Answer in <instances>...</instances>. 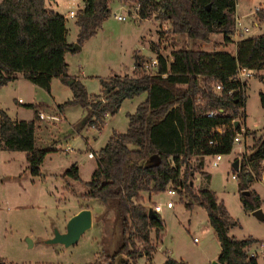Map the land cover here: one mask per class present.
I'll return each instance as SVG.
<instances>
[{
	"label": "trees",
	"instance_id": "16d2710c",
	"mask_svg": "<svg viewBox=\"0 0 264 264\" xmlns=\"http://www.w3.org/2000/svg\"><path fill=\"white\" fill-rule=\"evenodd\" d=\"M83 2L76 16L80 44L95 35L111 13V0ZM138 2L142 18H149L158 10V18L169 21L173 32L204 41H209L212 33L221 32L224 44L235 41L236 50L179 47L171 51L169 60L159 46L153 45L159 58L156 73L101 78L100 92L90 93L81 79L68 72L66 52L74 43L68 41L65 14L47 7L46 0H2L0 89L16 73H22L50 92L52 79L58 77L73 92L58 108L83 106L87 111L83 123L98 129L105 125L106 114L115 115L125 99L147 92L136 111L128 114L127 130H114L99 149L97 167L86 182L83 196L113 209L119 229L115 249L104 251L105 259L94 264H116L122 253L129 256V261H136L140 255H153L157 244L152 231L159 238L165 220L157 211V217H149L144 192L158 194L170 187L176 189L189 209L198 203L207 210L221 244L218 256L221 263L260 264L258 256L250 252L258 239L238 238L230 233L238 221L214 190L195 184V175L199 172L211 180L204 155L231 153L235 136L245 132L246 136H253V142L240 158L237 180L241 202L246 210L254 211L261 206L262 198L252 185L258 180L264 161V133L244 126L248 82L238 79L236 72L239 66L252 68L264 84V33L233 39L237 0ZM256 14L259 21H264V6ZM134 58L137 71H141L142 55L135 51ZM217 84L223 88L217 89ZM260 101L264 106V91L260 92ZM27 105L33 107L34 103ZM212 111L215 113L209 115ZM37 127V116L18 120L0 107L1 147L26 151L28 169L33 175L41 174L50 151L36 146ZM233 170L237 171L234 167ZM65 174L81 179L77 163L68 167ZM0 264L7 262L1 259ZM163 264L187 263L169 256Z\"/></svg>",
	"mask_w": 264,
	"mask_h": 264
},
{
	"label": "rangeland",
	"instance_id": "374dc122",
	"mask_svg": "<svg viewBox=\"0 0 264 264\" xmlns=\"http://www.w3.org/2000/svg\"><path fill=\"white\" fill-rule=\"evenodd\" d=\"M259 6H264V0H237L235 15L241 17L250 27L244 36L264 33V21H259L256 14V8ZM110 7V16L104 21L97 35L86 41L80 51L67 55L69 71L82 77L90 93L100 92L101 78L109 79L115 74L134 75L146 72L145 68H141V71L133 70V52L136 49L144 62L151 56H156L153 45L159 46L169 60L171 51L179 47L236 50L235 41L224 44L221 32L212 33L209 41L189 37L186 33L173 32L169 21L158 18V10H155L151 17L142 18L138 0H111ZM117 15H124L126 18L120 20ZM73 23V18L67 20L68 25ZM76 35L77 32L71 30L68 37L73 40ZM247 82L245 124L250 129L258 130V134L264 133V106L260 101L264 84L256 71ZM15 84L18 87L17 95L22 96L25 103H17L9 96L7 90L4 91L3 97L5 103L19 109V115L25 118H33L36 109L58 113L60 109L57 103L73 96L70 85L58 79L54 81L50 92L25 78H20ZM146 97L147 92H143L125 99L119 111L108 118V124L103 126L101 132H98L95 126H86L83 134H89L92 139L93 134L98 132L96 141L93 139L92 142L94 149L99 150L106 143L113 129L126 131L129 126L128 114L135 112L138 104ZM32 101L34 106H28L27 103ZM64 114L67 120L60 121L64 126L56 133L57 138L62 139L69 149H50L41 166V177L31 174L25 157H17L12 162L5 161L7 159H4L0 150V260H5L7 264H94L105 259L104 251H113L116 247L119 229L114 210L108 209L97 199L84 198L81 194L87 187L86 182L91 178L94 167H97L98 152L94 150L95 157H89L86 148L82 150L85 144L81 141V134L68 137L73 134L74 125L83 124L85 108L81 105L68 106L65 107ZM65 137H68V142H65ZM39 141L43 148L51 146L47 139ZM252 142L251 135L247 136L245 142L236 141L233 152L224 154L217 166L212 164L211 155H204L205 169L211 172V180L197 172L195 184L214 190L218 198L225 201L230 213L238 221L230 233L238 238L252 236L258 239L259 243H256L253 249L259 252L260 242H264V219L243 207L238 180L233 177L235 157L241 158L242 152L249 151ZM73 163L79 164L81 179L75 180L65 174ZM18 171L19 173H15ZM68 182H73L76 193L68 191ZM253 187L262 198L259 208L264 213V180H256ZM47 188L54 192H49ZM152 195V192H144V202L148 210L155 206V203L174 201L173 207L164 205L158 211L165 220L163 240L159 241L162 234L159 238L153 234L154 242L159 243L152 256L140 255L136 261H129V256L122 253L117 256L116 264H162L169 254L184 259L187 264H211L219 255L221 244L209 222L207 210L200 204L189 209L180 199L178 192L171 194L166 190L149 199ZM89 200L98 201L100 205L99 209L95 207V223L85 231L80 240L69 247L61 243H47L46 240L53 235L55 228L66 230V223L71 217L69 213L74 207L87 204ZM195 237L198 241L194 240ZM258 259L264 264V255L261 252Z\"/></svg>",
	"mask_w": 264,
	"mask_h": 264
},
{
	"label": "crops",
	"instance_id": "0c3cea01",
	"mask_svg": "<svg viewBox=\"0 0 264 264\" xmlns=\"http://www.w3.org/2000/svg\"><path fill=\"white\" fill-rule=\"evenodd\" d=\"M2 0H0V2H1ZM76 1L78 2V3H76ZM72 2H73V0H63L62 2L61 1H57V0H46V5H47V7H49V8H51V9H54V10H56V11H58V12H61V13H63V14H65V16H66V12H67V10L68 9H70V8H80V7H82L83 5H84V2H83V0H74V5L75 4H77V5H81V6H77L76 5V7L75 6H73L72 5ZM237 15V14H236ZM67 17V16H66ZM69 19V17H67V20ZM74 19V23L72 24V25H68L67 24V21H66V24H67V27H68V36H69V33L71 32V30H75V32H77V35L73 38V40L72 39H70L69 37H68V41H69V43H74V42H78L77 41V39H78V33H79V25L76 23V17L75 18H73ZM103 26V25H102ZM102 27H100L99 28V30L101 29ZM98 30V31H99ZM98 33V32H97ZM97 33L95 34V35H97ZM95 35H93V36H91L90 38H88L87 40H85L84 41V43L83 44H81L82 46H81V48H76V49H69L67 52H66V60H68L67 59V55H68V53H73V52H78V51H80V49H82L83 48V46L85 45V43H86V41H89L90 39H92ZM145 35V34H144ZM148 36H152L151 34H148ZM136 50H138V49H136ZM136 50H134V52H133V57H134V54H135V51ZM68 62V61H67ZM68 64H69V68H70V63L68 62ZM136 69V65H135V63H134V69L133 70H135ZM69 72V74L70 75H73V76H76L77 78H79V79H81L83 82H84V80L82 79V77L80 76V75H75L74 73H71L70 71H68ZM84 72V71H83ZM82 72V73H83ZM84 74V73H83ZM20 78H25V79H27L22 73H16L15 75H14V78L11 80V81H9V83L8 84H6V85H4L1 89H0V107H2V108H4L14 119H18V120H21V119H26V120H30V119H33V118H35L36 116H37V124H38V127H37V131H36V146L37 147H41V145L39 144V139L42 141V139L44 140V139H47V141H49V142H51V146L49 147L50 149H52V150H54V151H57V150H66L65 148L66 147H68L67 145H64L63 144V140L62 139H60V138H57V131H59V130H61L60 128H62L63 126H64V124H60L61 122L60 121H63V120H67V117H66V115L64 114V109L63 110H59V112L58 113H56V112H50V113H47L46 111H44L43 109H36L35 110V112H34V114H35V116L33 117V118H25V117H22V116H20L19 115V109H17V108H14V106L13 107H11L12 106V104H7V103H5V100H4V91H8V93H9V96L12 98L13 97V99L17 102V103H25V100L22 98V96H20V95H17V93H16V90H17V86H16V84H15V81H18ZM56 79H58V81H61L60 80V78H58V77H54L53 79H52V83H51V87H52V85H53V83H54V81L56 80ZM85 83V82H84ZM36 85V84H35ZM86 85V84H85ZM15 93H16V95H15ZM29 103H34L33 101L32 102H29ZM59 103H57V105H58ZM11 110H13V112L11 111ZM39 112H43L46 116L45 117H40V115H39ZM85 114L87 115V111H86V108H85ZM110 116H112V115H110V114H106V118H105V127L107 126V124H108V118H110ZM86 117V116H85ZM85 117H84V119H85ZM84 119H83V121H84ZM245 121H246V118H245ZM245 121H244V126H247L246 124H245ZM78 123V122H77ZM70 124H76L75 122H73V123H71L70 122ZM86 126H89L88 124L87 125H85L84 123L82 124V125H74L73 127H74V132H73V134L72 135H69L68 137H70V136H75L76 134H81L82 135V140H81V138H79V140H81V141H84V144H85V146L83 145V147H82V150H84L85 148H86V150L88 151V153L90 152V151H93L94 152V150L95 151H99V150H96V149H94V144L92 143L94 140L93 139H95V141H96V139H97V137H98V135H97V133L98 132H101V129L103 128H101V129H98V132L96 133V134H93V136H94V138L92 139L91 138V136L89 135V134H83V132H84V130H86L87 129V127ZM104 127V128H105ZM248 127V126H247ZM250 128V127H249ZM114 130H116V129H113V131ZM113 131H112V133H113ZM112 133L110 134V136L112 135ZM109 136V137H110ZM67 137V138H68ZM78 137V136H77ZM67 138L65 137L64 139H65V142H68L67 141ZM109 139V138H108ZM108 141V140H107ZM106 141V142H107ZM67 144V143H66ZM106 144V143H105ZM105 144H103L102 146H104ZM101 146V147H102ZM85 147V148H84ZM100 147V148H101ZM99 148V149H100ZM80 149V148H79ZM0 150H1V153H3L4 154V159H7V160H5V161H9V162H12V161H14L17 157H25L26 159H27V152L26 151H19V150H6V149H3L2 147H1V141H0ZM232 152H233V150H232ZM24 153V154H23ZM236 155V154H235ZM234 155V156H235ZM88 156H89V154H88ZM89 157H91V156H89ZM234 158V157H233ZM236 158V157H235ZM235 161V160H234ZM232 163H233V160H232ZM78 164V163H77ZM78 166H79V164H78ZM27 167H28V163H27ZM79 168H80V166H79ZM96 167H94V169H95ZM94 171V170H93ZM21 172V171H20ZM15 173H19V171L18 172H15ZM33 175V174H32ZM33 176H35V177H41L42 176V167H41V174H39V175H33ZM69 183V186L67 187L68 188V191L69 192H71V193H76V190H75V188L73 187V182H68ZM252 188H254L253 187V185H252ZM255 189V188H254ZM47 190H49V192L51 191V192H54V190H50V188H47ZM86 191V189H83L81 192V194H82V196H83V193ZM159 194V193H158ZM158 194H156V193H153V195L152 196H149V199L151 198V197H153V196H156V195H158ZM84 198H87V197H85V196H83ZM88 199H90V198H88ZM223 200V199H222ZM156 204V203H155ZM100 204H99V202L98 201H95V200H89V202L87 203V204H80V205H77V206H75L74 207V209L69 213V216H72L73 214H75L76 212H78L80 209H82V208H84V207H90L91 209H92V212H93V224L95 223V219H94V217H95V214H96V209H95V207H97L98 208V206H99ZM198 205V203H196L195 204V206H194V208L196 207ZM173 207V206H172ZM150 208H153V207H150ZM99 209V208H98ZM97 212H98V210H97ZM231 231V230H230ZM153 234L155 235L156 233H155V231H152V239H153V241H154V236H153ZM161 234H162V237H161V239H159V241L160 240H163V236H164V232L162 231L161 232ZM195 238H197V237H195ZM194 238V239H195ZM247 238V237H246ZM195 241H198V240H195ZM159 243V242H158ZM158 243H157V247H158ZM256 243H259V242H255L252 246H251V249L252 250H254L253 249V246L256 244ZM261 244H264V242L262 241V242H260V245ZM257 253H258V255L257 256H259V253L261 252L263 255H264V247H261L260 248V251L258 252V250H255ZM263 251V252H262ZM220 254V253H219ZM169 256H171V257H174V256H172V255H168V256H166L165 257V259H164V261L167 259V257H169ZM219 256V255H218ZM218 256L215 258V259H218ZM175 258V257H174ZM150 259H152V258H150ZM178 259V258H177ZM184 260V259H183ZM163 261V262H164ZM260 262V261H259ZM163 264V263H162ZM261 264V263H260Z\"/></svg>",
	"mask_w": 264,
	"mask_h": 264
},
{
	"label": "built area",
	"instance_id": "2783aa9c",
	"mask_svg": "<svg viewBox=\"0 0 264 264\" xmlns=\"http://www.w3.org/2000/svg\"><path fill=\"white\" fill-rule=\"evenodd\" d=\"M156 1H158V0H156ZM74 3L75 2L73 0V2H72L73 6H74ZM139 8H140V3H139ZM260 8H261V6L257 7L256 11L258 9H260ZM78 10H79V8H77V9L76 8H70V9L67 10L66 16L69 17V18H75L77 16ZM117 18L122 20V19H125L126 17L124 15H117ZM235 20L236 21H235V26H234V30H233V33H232V37H233L234 40H239L240 38H242L250 30V27L248 25H246L242 21L241 17H239L238 15H235ZM158 66H159V58L157 56H151L150 58H148L144 62V68H145L147 73H156L158 71ZM254 73H255V70L252 69V68H249L247 66H239L238 69H237V72H236V77L238 79H240L241 81H245L249 77H251ZM216 87H217V89L221 90L223 88V85L222 84H217ZM220 110L222 111V109H220ZM214 113L215 112L212 111V112H209L208 114L209 115H213ZM39 115H40V117H45L46 116L43 112H39ZM246 138H247V136H246L245 132L238 133L235 136L234 143L236 141H238V142L244 141L245 142ZM211 142H213V141H211ZM65 149L68 150L69 147H66ZM246 152H247V150L242 152V154H244ZM88 154L91 157H95V154H94L93 151H90ZM223 155L224 154H222V153L212 154L211 155L213 157L212 158V164L214 166L219 165V163L223 159ZM239 160H240V158H239ZM239 169H240V163H239ZM239 169L236 172L234 171V173H233V177L236 178V179H238V176H239V173H238ZM248 170L253 171L251 169V167H248ZM258 179L264 180V161L262 162V169L260 171V176H258ZM167 191L169 193H171V194H176L177 193L176 189L173 188V187L168 188ZM164 205L167 206V207H172V206H174V201L168 200L165 204L156 203L155 206H153V209L158 212ZM194 240H197V238H195ZM261 247H264V244H261ZM250 252H251L252 255H255V256L258 255V253L255 250L251 249Z\"/></svg>",
	"mask_w": 264,
	"mask_h": 264
},
{
	"label": "water",
	"instance_id": "95a60500",
	"mask_svg": "<svg viewBox=\"0 0 264 264\" xmlns=\"http://www.w3.org/2000/svg\"><path fill=\"white\" fill-rule=\"evenodd\" d=\"M81 44L75 42L71 49L81 48ZM71 83V82H70ZM238 121H236V124ZM240 160L236 159L233 163L235 170L239 169ZM253 213L261 219H264V213L261 208H257ZM148 215L151 218L158 216L153 208H150ZM93 225V212L90 207H84L78 212L73 214L66 223V230L62 231L59 228L54 229L53 235L46 240L47 243L55 244L61 243L66 247H69L77 243L85 231L91 228ZM211 264H223L218 259H214Z\"/></svg>",
	"mask_w": 264,
	"mask_h": 264
}]
</instances>
